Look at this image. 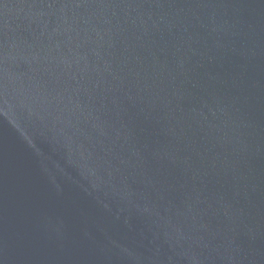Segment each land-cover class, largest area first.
I'll return each instance as SVG.
<instances>
[{
    "label": "water",
    "instance_id": "1",
    "mask_svg": "<svg viewBox=\"0 0 264 264\" xmlns=\"http://www.w3.org/2000/svg\"><path fill=\"white\" fill-rule=\"evenodd\" d=\"M0 264H264V0H0Z\"/></svg>",
    "mask_w": 264,
    "mask_h": 264
}]
</instances>
